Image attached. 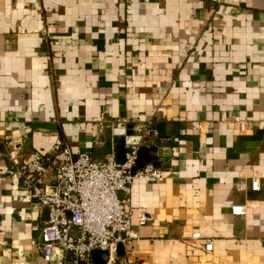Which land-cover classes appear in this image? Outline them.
I'll return each instance as SVG.
<instances>
[{"label":"crops","instance_id":"0c3cea01","mask_svg":"<svg viewBox=\"0 0 264 264\" xmlns=\"http://www.w3.org/2000/svg\"><path fill=\"white\" fill-rule=\"evenodd\" d=\"M120 124L165 175L133 182L111 264H264V0H0V264H48L17 167L117 160Z\"/></svg>","mask_w":264,"mask_h":264},{"label":"built area","instance_id":"2783aa9c","mask_svg":"<svg viewBox=\"0 0 264 264\" xmlns=\"http://www.w3.org/2000/svg\"><path fill=\"white\" fill-rule=\"evenodd\" d=\"M150 126L139 128V134L153 132ZM138 148L126 154V162L117 163L114 155L104 160L88 153L74 155L69 148L60 150L50 165L34 159L17 167L16 174L23 190L49 211V220L41 232L44 260L48 264H89L94 251H109V263L115 262L117 246L133 240L131 186L135 180L158 182L164 171L149 164L137 167ZM51 167L58 182L65 187L49 191L46 179ZM259 190V180H251ZM120 193L123 196H120ZM234 216L246 214V207H232ZM142 218L140 225H144ZM213 244L205 245L212 251ZM128 258L125 264H133Z\"/></svg>","mask_w":264,"mask_h":264},{"label":"water","instance_id":"95a60500","mask_svg":"<svg viewBox=\"0 0 264 264\" xmlns=\"http://www.w3.org/2000/svg\"><path fill=\"white\" fill-rule=\"evenodd\" d=\"M115 133L116 135L121 137V140L118 143L115 150L117 154V163L123 165L126 162V145H127L126 138L134 137L133 125L120 124L118 125L117 131ZM156 156H157L156 148H148L147 146L138 147L137 167H135L133 171H136L137 169H141L146 165L151 164L154 160H156ZM116 254L118 256H124L125 254L124 245L120 244L117 246ZM91 258L95 264H107L110 258V252L97 250L91 254Z\"/></svg>","mask_w":264,"mask_h":264}]
</instances>
